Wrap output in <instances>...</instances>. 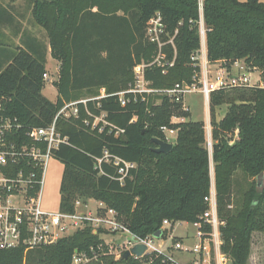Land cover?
Here are the masks:
<instances>
[{"label": "trees", "instance_id": "obj_1", "mask_svg": "<svg viewBox=\"0 0 264 264\" xmlns=\"http://www.w3.org/2000/svg\"><path fill=\"white\" fill-rule=\"evenodd\" d=\"M15 2L18 0H8ZM34 24L45 32L50 57L59 64L53 82L56 101L42 94L47 50L42 42L25 43L15 52L6 48L0 62V101L4 113L16 118L26 130L48 127L65 103L96 97L100 89L109 96L126 90L134 80V69L153 61L156 47L145 40L148 20L159 13L172 45L162 51L166 74L155 65L144 75L155 90H169L178 83H191L198 71L191 56L200 48L199 4L205 29V46L210 63L221 62L230 70L243 61L248 69L261 73L264 86V3L259 0H29ZM11 15L0 7V25ZM161 104L131 101L121 108L115 97L102 99L101 108L109 122L125 131L119 139L95 136L80 122L58 120L57 129L68 138L54 152L63 165L59 185V213L73 214L77 201L103 203L116 212L118 221L135 237L145 239L161 231L163 221L199 224L208 210L206 198L211 189V167L221 251L229 264H248L252 237L264 233V185L256 181L237 194L238 172L247 178L264 175V88L214 91L209 96L211 153L206 147L205 125L191 121L190 113L165 96ZM92 109L93 104H89ZM227 106L220 121L216 111ZM186 122L171 125L172 117ZM135 118L134 122H130ZM161 126L178 130L172 149L156 154L153 139H163ZM25 130V129H24ZM20 133V140L30 144ZM103 150L135 163L122 182L115 170L95 168L94 158ZM204 232L210 227L203 225ZM103 232H92L89 225L51 245L24 252V246L0 249V264H72L75 252H89L103 246L97 260L90 264H173L154 254L142 259L115 260L107 254ZM167 231H162L165 238ZM264 264V259H263Z\"/></svg>", "mask_w": 264, "mask_h": 264}, {"label": "built area", "instance_id": "obj_2", "mask_svg": "<svg viewBox=\"0 0 264 264\" xmlns=\"http://www.w3.org/2000/svg\"><path fill=\"white\" fill-rule=\"evenodd\" d=\"M201 10L200 2L198 21L200 48L191 56V62L198 71L195 72L191 83H178L169 90H155L145 79L144 72L147 67L155 65L163 70V74H166V67L172 66V63L166 62L162 51L164 45H172V39L162 41L167 33L160 14L156 13L148 20L145 27V40L156 47L153 61L149 64L140 63L135 67L134 80L126 90L109 96L104 89H100L96 97L65 103L56 113L50 126L33 127L27 130L16 118H11L4 113L0 101V249H14L22 245L24 252H28L41 246L54 244L59 239L69 236L70 232L73 234L85 225H89L94 234L98 231L103 232L101 239L109 235L120 240L110 242L103 240L104 246L107 247V254L113 256L115 260L122 258L123 254L135 245H144L146 249L140 257L132 254L130 257L142 259L154 254L167 257L173 264H181L168 257L163 251L164 247H155L157 239L152 236L145 239L133 236L118 221L116 212L107 208L103 203L95 201L97 205L92 211L89 202L82 204L77 201L73 214H61L59 211L50 213L41 208V193L46 165L51 160H55L54 152L61 145H68V138L63 136L56 127L58 120L78 121L83 129L95 136L107 135L119 139L124 135L123 129L108 121L106 111L101 108L102 99L115 97L118 105L124 108L131 101L148 103L151 97L165 96L171 102L180 104L183 112L190 113L189 107L184 102L185 97L190 94L199 93L208 103L209 96L214 91L264 88L260 73L256 78L257 70L248 69L243 61V65L240 64L241 61L233 64L232 67H235L236 71H233L232 67L230 70L226 69L225 64L221 62L210 63L208 61ZM42 78L44 82L50 81L47 73H44ZM90 103L93 104L92 109L89 106ZM160 104L161 102H154V105ZM134 121L135 118L130 122ZM186 121L185 118L174 116L170 124L176 125ZM159 130L163 135L162 141L174 145L178 130L169 126H161ZM22 131L29 145L20 140ZM173 140L174 143H172ZM94 162L100 175L104 174L103 165L113 168L119 176V182H122L130 171L136 168L135 163L113 156L107 150H103L100 157L94 158ZM206 202L208 210L201 217L202 223L195 224L198 228L196 232L198 243L185 249L181 242H175L172 250L193 255L190 261L184 264H229L228 256L221 251L220 228L224 226V223L217 216L215 189L212 184ZM78 208H83L85 211L78 212ZM170 224L167 220L163 221L161 232L165 231ZM203 225L209 226L210 231L204 232ZM124 237L129 240L123 241ZM103 250V246H98L97 249L91 248L88 253L76 251L72 264H90L98 259Z\"/></svg>", "mask_w": 264, "mask_h": 264}, {"label": "rangeland", "instance_id": "obj_3", "mask_svg": "<svg viewBox=\"0 0 264 264\" xmlns=\"http://www.w3.org/2000/svg\"><path fill=\"white\" fill-rule=\"evenodd\" d=\"M243 3L246 0H238ZM259 2L264 3V0H259ZM0 7L6 10L8 13L12 11V20L13 23H8L7 25L0 26V48H6L10 52H15L16 45L24 46L25 42L20 39V33L23 30H30L34 34L38 35L41 38V42L44 44L46 48H48L47 43L48 39L45 35V32L41 30L34 24V21L31 16V4L29 0H18L15 2H10L8 0H0ZM14 9V10H13ZM11 20V21H12ZM48 51V49H46ZM243 65L242 62H240ZM57 62L53 61L51 57H49V62L47 65V72L50 78V81L45 82L44 89L42 90V94L50 101L55 102L57 99V90L53 86L52 82L57 80ZM250 71V70H249ZM255 77L259 76L260 71L255 72ZM254 74V73H253ZM261 75V74H260ZM255 78V79H256ZM261 79V77H260ZM87 98V97H85ZM81 98V99H85ZM154 102H161V97L155 96ZM185 105L189 107L190 118L191 121H199L203 122L205 125V134H206V147L208 151L211 153V126H210V117H209V108L208 103L205 102L202 95L199 93L190 94L185 97ZM227 106H222L216 111V120L220 121L221 118L227 111ZM174 143V140L172 141ZM63 171V165L57 160H51L45 168L44 175V184L41 193V208L42 210L50 213H57L59 211V185L61 180V174ZM236 181L238 183L237 194L245 191L249 184L252 181H256L254 179L245 178L241 172H238L236 175ZM211 184L214 186V174L213 169L211 167ZM95 201H91L89 203L90 210L94 211L96 208ZM85 211L83 208H78V212ZM197 226L195 224L181 223L176 222L174 224H170L166 228L167 235L165 238H160L155 241L154 246L159 247L162 246L165 249V254L168 255L174 262L178 261L181 264L187 263L193 257L192 254H184L181 252H175L172 250V246L175 242H181L183 247L191 248L195 243H198V239L196 237ZM72 232L69 234L71 235ZM109 236V235H108ZM108 240V238H105ZM116 241H120L115 238ZM129 240V238L124 237L123 241ZM264 259V233H255L252 237V248L251 254L248 261V264H263Z\"/></svg>", "mask_w": 264, "mask_h": 264}, {"label": "water", "instance_id": "obj_4", "mask_svg": "<svg viewBox=\"0 0 264 264\" xmlns=\"http://www.w3.org/2000/svg\"><path fill=\"white\" fill-rule=\"evenodd\" d=\"M152 142L156 145V148L154 150L156 154H166L173 147V145L167 144L160 139H153ZM256 185H257V189L261 191L264 185V175L262 173L257 176ZM161 234L162 232L158 231L152 237L158 240L161 237ZM145 249L146 247L144 245H135L130 251H126L123 254L122 260L128 259L131 256V254L136 257H140L145 251Z\"/></svg>", "mask_w": 264, "mask_h": 264}, {"label": "crops", "instance_id": "obj_5", "mask_svg": "<svg viewBox=\"0 0 264 264\" xmlns=\"http://www.w3.org/2000/svg\"><path fill=\"white\" fill-rule=\"evenodd\" d=\"M14 10V9H13ZM9 14L12 16L13 14H12V11H9ZM9 23H13V20L12 21H10ZM1 26V25H0ZM1 34V33H0ZM20 39L22 38V40H24V42L25 43H31L32 45H36V43H39V42H41L42 40H41V38L38 36V35H36V34H34L32 31H30V30H23L20 34ZM21 45H16V47H15V49L17 48V47H20ZM8 55V52L6 51V50H0V62H5L4 60H5V58H6V56ZM49 57H50V51H49V47H48V51H47V55H46V60H47V64H46V73L48 74V72H47V65H48V62H49ZM54 61V60H53ZM56 62V61H55ZM242 62V61H241ZM58 64V63H57ZM58 66H59V64H58ZM232 70L233 71H236L235 70V67H232ZM57 78H58V69H57ZM49 76V75H48ZM56 78V79H57ZM56 81V80H55ZM52 84H53V82H52ZM45 97V96H44ZM50 101V100H49ZM50 102H52V101H50ZM54 103V102H53ZM91 201H93V200H89L88 202L90 203ZM105 238H108V240H106ZM115 238L116 237H113V236H103L102 237V240H104L105 242H110V241H113V240H115Z\"/></svg>", "mask_w": 264, "mask_h": 264}]
</instances>
